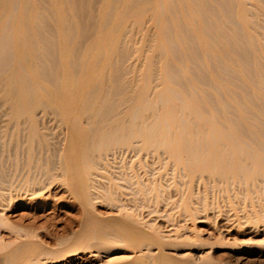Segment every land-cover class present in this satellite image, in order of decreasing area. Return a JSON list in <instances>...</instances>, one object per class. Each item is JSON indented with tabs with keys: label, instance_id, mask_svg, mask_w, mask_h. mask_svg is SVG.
Segmentation results:
<instances>
[{
	"label": "bare ground",
	"instance_id": "bare-ground-1",
	"mask_svg": "<svg viewBox=\"0 0 264 264\" xmlns=\"http://www.w3.org/2000/svg\"><path fill=\"white\" fill-rule=\"evenodd\" d=\"M155 163L187 190L206 174L264 192V0H0L6 262L36 260L37 243L3 213L21 196L38 205L57 180L82 208L116 210L106 254L122 248L112 242L139 240L133 217L154 218L165 191L153 182ZM84 221L89 237L106 241L107 224L88 209ZM136 252L153 255L151 245ZM228 254L225 264L249 259L243 249Z\"/></svg>",
	"mask_w": 264,
	"mask_h": 264
},
{
	"label": "rangeland",
	"instance_id": "rangeland-1",
	"mask_svg": "<svg viewBox=\"0 0 264 264\" xmlns=\"http://www.w3.org/2000/svg\"><path fill=\"white\" fill-rule=\"evenodd\" d=\"M9 145L12 146V143L9 142ZM144 156L142 159H145ZM8 157L5 156V161L11 163L12 160ZM147 159L151 164L150 158ZM8 162L5 170L7 169L10 178L13 176L11 180L18 184L20 176L19 179L15 176L18 166L14 170L12 163L10 165ZM161 164L155 163L151 166L155 173L153 182L162 186L159 190L163 188L166 191L160 193L155 205L158 213L154 218H149L144 212L143 220L132 215L140 239L134 242L126 240L122 244L112 242L115 246L122 245L115 253L106 254L101 248L105 243H111L110 224L120 219L116 210L108 204L95 203L92 207L82 208L60 180L52 183L53 188L49 190V194L46 193L40 198L38 205H26L29 200L25 196L19 198V206L13 200L12 209L4 212V217L9 225L34 233L31 239L37 243L32 253L37 256L36 260L15 264H225L229 256L228 249H243L249 258L246 264H264V192H250L251 182L246 183L249 185L244 184L247 191L238 192L236 187L234 189L228 184L210 183L211 179L206 180V174L201 176L204 175L207 182L204 178L199 180L193 177L187 190L184 180L181 181L170 166L168 170L166 165L164 167ZM10 170H13L14 175L9 173ZM188 192L192 194L189 199ZM147 196L140 201L144 206L151 202L150 196ZM186 204L188 210L183 209ZM86 209L93 218L107 224L106 241L89 237L90 227L84 221ZM203 218L204 222H197L200 219L203 221ZM146 222L153 226H148ZM8 231L10 230L5 229L0 232L2 241H11L12 235ZM147 245L152 246L153 255L148 258L137 257L139 254L136 251L144 250ZM83 246L84 248H80ZM66 251L70 252L64 254ZM7 252L8 249L0 246V264H8L5 260ZM186 252L192 254L188 259L181 257ZM113 256L122 259L109 261Z\"/></svg>",
	"mask_w": 264,
	"mask_h": 264
}]
</instances>
